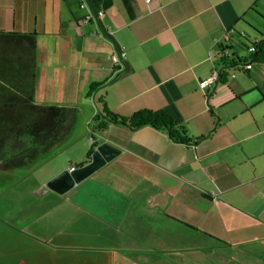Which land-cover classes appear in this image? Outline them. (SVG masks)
<instances>
[{"label":"crops","instance_id":"0c3cea01","mask_svg":"<svg viewBox=\"0 0 264 264\" xmlns=\"http://www.w3.org/2000/svg\"><path fill=\"white\" fill-rule=\"evenodd\" d=\"M0 31L36 32L35 101L88 127L47 179L109 145L65 192L37 190L51 209L30 208L11 264H264V63L202 84L229 32L264 38V0H0ZM21 90L19 64L0 56V105ZM98 97L123 116L165 110L193 142L150 125L92 131Z\"/></svg>","mask_w":264,"mask_h":264},{"label":"trees","instance_id":"16d2710c","mask_svg":"<svg viewBox=\"0 0 264 264\" xmlns=\"http://www.w3.org/2000/svg\"><path fill=\"white\" fill-rule=\"evenodd\" d=\"M238 35L229 32L227 42L230 44L222 46L218 55L220 81L235 72L249 70L246 69L247 64L264 63V38L250 40L245 35ZM235 46L243 53L232 52ZM0 56L8 63L13 60L18 63L22 77L21 94L11 96L13 98L0 105L4 109V118L0 119V169L7 170L30 163H35L36 168L52 156L39 163L40 155L49 152L71 131L75 108L35 101L36 32L0 31ZM99 85H90L88 96ZM94 107L96 112L92 118V131L100 132L112 123L124 124L131 129L150 125L166 130L176 142H193L184 126L165 110L144 108L123 116L108 108L103 97L94 99ZM94 146L92 143L87 150L86 159L90 157ZM86 159L75 166H82Z\"/></svg>","mask_w":264,"mask_h":264},{"label":"rangeland","instance_id":"374dc122","mask_svg":"<svg viewBox=\"0 0 264 264\" xmlns=\"http://www.w3.org/2000/svg\"><path fill=\"white\" fill-rule=\"evenodd\" d=\"M94 110L96 111L95 107ZM73 126L65 139L53 146L49 152L40 155L39 163L52 154L40 166L34 168L35 163H30L12 169H0V264H3L2 261H6L5 264H11L15 258L24 256L26 253V251L22 252V244L19 243L18 239L19 235L22 238L25 237L24 235L27 237L30 235L29 231L19 232L21 231L20 227L25 228L29 224L28 213L30 208L43 207L45 210L51 209L49 203L38 202L39 197L37 195H43L44 193L36 195V192L37 190H46L45 183L49 180L47 178L53 171L57 167L64 168L61 166L68 163L70 155L74 156L78 153L76 150L78 144H73L63 151L61 150L68 144L66 143L67 139L72 136V139L81 137L80 139L83 138L89 141L88 127L83 128L80 120L75 123L74 128ZM72 131L74 133H71ZM59 150L62 152H59ZM42 183L44 184L41 186ZM3 224H6L8 228H3Z\"/></svg>","mask_w":264,"mask_h":264},{"label":"water","instance_id":"95a60500","mask_svg":"<svg viewBox=\"0 0 264 264\" xmlns=\"http://www.w3.org/2000/svg\"><path fill=\"white\" fill-rule=\"evenodd\" d=\"M106 148H109L107 143H102L96 147V150L93 152L91 156V160L88 164L82 166L76 170H63L55 177L50 179L47 182V187L53 189L59 193H63L72 187L77 181H79L82 177H85L90 172L95 170L103 161H105L104 156Z\"/></svg>","mask_w":264,"mask_h":264},{"label":"built area","instance_id":"2783aa9c","mask_svg":"<svg viewBox=\"0 0 264 264\" xmlns=\"http://www.w3.org/2000/svg\"><path fill=\"white\" fill-rule=\"evenodd\" d=\"M146 2H149V0H145ZM81 7H88L87 4L85 2H82L80 4ZM102 15V12H99L98 13V16H101ZM85 19L88 21L90 19H93V16L92 14H90V12L85 16ZM111 62H112V65L114 67V70L115 71H118L119 69H121L122 65H123V61L124 59L126 58V55H125V52L123 49H114L111 53V55L109 56ZM251 68V65L250 64H247L246 65V69H250ZM233 75V74H232ZM231 75V76H232ZM214 80H218V71H213L209 77L208 80L202 82V84L204 83H207L209 81H214Z\"/></svg>","mask_w":264,"mask_h":264}]
</instances>
